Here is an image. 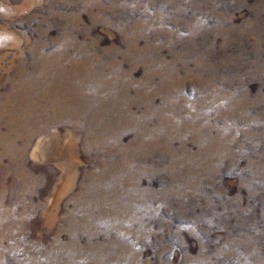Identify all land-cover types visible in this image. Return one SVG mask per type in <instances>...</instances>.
Returning a JSON list of instances; mask_svg holds the SVG:
<instances>
[{
	"label": "rangeland",
	"instance_id": "rangeland-1",
	"mask_svg": "<svg viewBox=\"0 0 264 264\" xmlns=\"http://www.w3.org/2000/svg\"><path fill=\"white\" fill-rule=\"evenodd\" d=\"M0 264H264V0H0Z\"/></svg>",
	"mask_w": 264,
	"mask_h": 264
}]
</instances>
